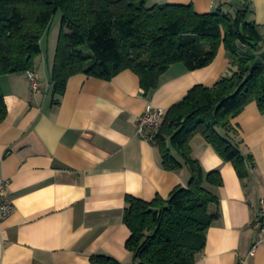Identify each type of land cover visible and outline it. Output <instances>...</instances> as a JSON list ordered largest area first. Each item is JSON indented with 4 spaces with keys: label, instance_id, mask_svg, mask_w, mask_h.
Segmentation results:
<instances>
[{
    "label": "crops",
    "instance_id": "obj_1",
    "mask_svg": "<svg viewBox=\"0 0 264 264\" xmlns=\"http://www.w3.org/2000/svg\"><path fill=\"white\" fill-rule=\"evenodd\" d=\"M232 1L151 3L193 5L206 14L234 13L249 1L250 21L264 35V0ZM54 57L42 54L36 60L38 90L28 73L0 78L8 110L0 125V174L8 182L5 200L15 207L0 224V264H95L92 257L98 255L134 264L126 247L131 235L124 223L126 198L166 199L191 180L187 168H164L153 141L158 130L141 135L139 118L150 105L166 114L196 85L214 86L231 74V57L222 45L206 68L189 71L175 64L150 96L130 70L111 81L73 76L65 94L55 96ZM233 124L243 153L253 159L245 179L202 135L191 139L203 170H218L223 178V186L213 188L221 217L208 230L196 264H264V245L251 256L258 240L253 222L264 197V113L251 103Z\"/></svg>",
    "mask_w": 264,
    "mask_h": 264
},
{
    "label": "trees",
    "instance_id": "obj_2",
    "mask_svg": "<svg viewBox=\"0 0 264 264\" xmlns=\"http://www.w3.org/2000/svg\"><path fill=\"white\" fill-rule=\"evenodd\" d=\"M152 0H0V78L35 72L42 41L53 18L62 13L51 82L63 96L69 80L82 74L111 81L130 70L140 78L146 96L158 90L160 78L175 64L189 71L210 66L223 45L231 57V74L214 86L196 85L165 114L153 141L168 171L187 168L191 180L168 198H126V243L134 264H196L207 232L220 219L223 186L218 170L206 173L193 157L191 139L199 134L242 179L248 176L242 143L233 124L256 102L264 113V35L250 21V2L234 13L218 9L200 14L193 5L152 4ZM8 114L0 85V125ZM95 264H121L94 256Z\"/></svg>",
    "mask_w": 264,
    "mask_h": 264
},
{
    "label": "built area",
    "instance_id": "obj_3",
    "mask_svg": "<svg viewBox=\"0 0 264 264\" xmlns=\"http://www.w3.org/2000/svg\"><path fill=\"white\" fill-rule=\"evenodd\" d=\"M29 79L34 90L39 89L40 77L36 72L28 73ZM165 113L162 109L148 106L146 112L139 118V133L150 131L155 132L160 127ZM7 180L0 174V224L8 220L14 213L15 207L12 203L5 200L7 192ZM253 229L258 233V240L251 250V256H254L259 246L264 245V197L260 200V209L256 213Z\"/></svg>",
    "mask_w": 264,
    "mask_h": 264
},
{
    "label": "rangeland",
    "instance_id": "obj_4",
    "mask_svg": "<svg viewBox=\"0 0 264 264\" xmlns=\"http://www.w3.org/2000/svg\"><path fill=\"white\" fill-rule=\"evenodd\" d=\"M232 2L235 3L236 1L233 0ZM61 32H62V13L59 12L53 18L49 31L43 38V41H42V47L44 50L43 55L51 56V54L54 53V56H55L56 49H57V43H58V39H59Z\"/></svg>",
    "mask_w": 264,
    "mask_h": 264
},
{
    "label": "water",
    "instance_id": "obj_5",
    "mask_svg": "<svg viewBox=\"0 0 264 264\" xmlns=\"http://www.w3.org/2000/svg\"><path fill=\"white\" fill-rule=\"evenodd\" d=\"M264 62V53H261L256 62L254 63L252 69H254L257 65Z\"/></svg>",
    "mask_w": 264,
    "mask_h": 264
}]
</instances>
